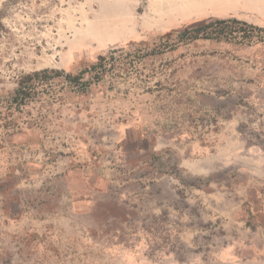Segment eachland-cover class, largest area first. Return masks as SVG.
<instances>
[{
  "label": "rangeland",
  "instance_id": "1",
  "mask_svg": "<svg viewBox=\"0 0 264 264\" xmlns=\"http://www.w3.org/2000/svg\"><path fill=\"white\" fill-rule=\"evenodd\" d=\"M232 18L264 0H0V264H264V42L177 36Z\"/></svg>",
  "mask_w": 264,
  "mask_h": 264
},
{
  "label": "trees",
  "instance_id": "2",
  "mask_svg": "<svg viewBox=\"0 0 264 264\" xmlns=\"http://www.w3.org/2000/svg\"><path fill=\"white\" fill-rule=\"evenodd\" d=\"M170 36L171 34H168L165 37L169 39ZM177 36L178 39L184 41L215 39L251 44L264 42V27L254 26L235 18L216 19L194 23L193 25L184 28L183 31L177 33ZM97 61L98 62L96 64L82 70L77 76L66 74L65 78L69 81H76L81 78L84 72L89 71L91 72L92 79L94 81H98L106 67L105 58L103 56H100ZM42 72H45V70ZM37 74L38 73H34V75ZM84 85L86 84L84 83ZM24 92V89H20L17 95L23 94L24 96L26 94V92Z\"/></svg>",
  "mask_w": 264,
  "mask_h": 264
},
{
  "label": "bare ground",
  "instance_id": "3",
  "mask_svg": "<svg viewBox=\"0 0 264 264\" xmlns=\"http://www.w3.org/2000/svg\"><path fill=\"white\" fill-rule=\"evenodd\" d=\"M197 9V8H196ZM194 10V9H193Z\"/></svg>",
  "mask_w": 264,
  "mask_h": 264
}]
</instances>
